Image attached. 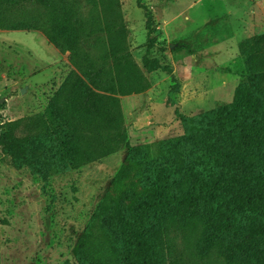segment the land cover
Listing matches in <instances>:
<instances>
[{
	"label": "trees",
	"instance_id": "trees-1",
	"mask_svg": "<svg viewBox=\"0 0 264 264\" xmlns=\"http://www.w3.org/2000/svg\"><path fill=\"white\" fill-rule=\"evenodd\" d=\"M118 2L105 5L116 22L122 17ZM83 6L82 0H0V29L40 31L61 53H70L75 69L49 114L61 125L63 155L75 168L110 155L126 140L119 97L149 87L127 50L123 26L108 25L111 48L100 60L86 49L91 29ZM137 6L148 31L144 67L176 82L171 66L150 57L158 29L144 0ZM245 50L263 54L264 35ZM171 92L178 93L179 84ZM173 105L187 135L156 145L155 154L145 146L130 151L100 205L102 213H96L101 218L109 211L110 245L95 249L96 258L85 236L74 250L79 263L264 264V94L242 88L232 104L196 116ZM41 127L39 118L0 122V146L16 165L46 181L53 167L44 163L46 144L35 135ZM21 129L27 130L23 137ZM86 137L98 140L97 153L81 144Z\"/></svg>",
	"mask_w": 264,
	"mask_h": 264
},
{
	"label": "rangeland",
	"instance_id": "rangeland-1",
	"mask_svg": "<svg viewBox=\"0 0 264 264\" xmlns=\"http://www.w3.org/2000/svg\"><path fill=\"white\" fill-rule=\"evenodd\" d=\"M82 1L91 29L86 49L100 60L111 48L108 25L123 26L127 50L149 87L119 97L126 140L98 161L71 167L63 155L61 125L49 114L75 69L70 53H61L40 31L0 29V122L39 118L42 127L35 135L46 144L44 163L53 167L45 181L16 165L0 146V264H81L74 250L85 236L99 258L95 249L110 245L112 234L105 218L109 211L101 218L96 213H102L100 205L130 151L145 146L155 154L156 145L188 133L173 102L181 113L196 116L232 104L242 88L264 94V53L244 54L246 43L264 35V0H144L158 29L150 57L171 66L176 82L164 71L144 67L148 31L137 0H118L119 22L106 12L110 0ZM176 84L179 92L172 94ZM26 134V129L18 132ZM96 142L81 140L94 153ZM184 241L181 236L179 243Z\"/></svg>",
	"mask_w": 264,
	"mask_h": 264
},
{
	"label": "crops",
	"instance_id": "crops-1",
	"mask_svg": "<svg viewBox=\"0 0 264 264\" xmlns=\"http://www.w3.org/2000/svg\"><path fill=\"white\" fill-rule=\"evenodd\" d=\"M43 36H44V35H43ZM44 38H45L46 42H49L45 36H44Z\"/></svg>",
	"mask_w": 264,
	"mask_h": 264
}]
</instances>
